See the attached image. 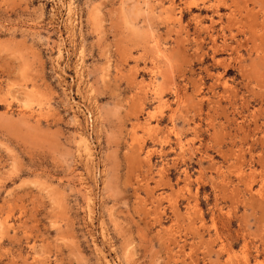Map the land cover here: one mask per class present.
Masks as SVG:
<instances>
[{"label": "rangeland", "instance_id": "obj_1", "mask_svg": "<svg viewBox=\"0 0 264 264\" xmlns=\"http://www.w3.org/2000/svg\"><path fill=\"white\" fill-rule=\"evenodd\" d=\"M0 264H264V0H0Z\"/></svg>", "mask_w": 264, "mask_h": 264}, {"label": "bare ground", "instance_id": "obj_2", "mask_svg": "<svg viewBox=\"0 0 264 264\" xmlns=\"http://www.w3.org/2000/svg\"><path fill=\"white\" fill-rule=\"evenodd\" d=\"M90 143L88 138L85 135H80L79 136V144L78 147L85 153V155H87V157H89V159L91 158V148H90ZM80 150V151H81ZM86 157V158H87ZM88 159V158H87ZM90 161V160H89ZM88 199V198H87ZM90 200V199H89ZM89 202V201H88ZM90 204V203H89Z\"/></svg>", "mask_w": 264, "mask_h": 264}]
</instances>
